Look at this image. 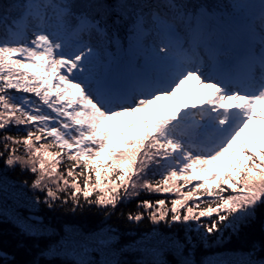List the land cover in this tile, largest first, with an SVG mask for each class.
Here are the masks:
<instances>
[{"label": "snow or ice", "instance_id": "obj_1", "mask_svg": "<svg viewBox=\"0 0 264 264\" xmlns=\"http://www.w3.org/2000/svg\"><path fill=\"white\" fill-rule=\"evenodd\" d=\"M0 165V264H264V0H0Z\"/></svg>", "mask_w": 264, "mask_h": 264}, {"label": "trees", "instance_id": "obj_2", "mask_svg": "<svg viewBox=\"0 0 264 264\" xmlns=\"http://www.w3.org/2000/svg\"><path fill=\"white\" fill-rule=\"evenodd\" d=\"M0 167H2V165H0ZM10 178L13 180L18 179V176L16 174H10ZM170 195V194H169ZM148 197H142V199H147ZM133 208H135V204L132 205ZM89 222L91 223H97L98 221L96 219L93 218H89ZM119 227H121L122 229L124 228V225H119ZM9 231V226L6 225H0V233H4L7 234ZM240 247V244L238 242H233L232 244L228 245L227 247H221L219 249H217L218 252L220 251H227V252H232L234 250H237ZM216 249H212V250H204L203 254L204 255H208L210 253H214Z\"/></svg>", "mask_w": 264, "mask_h": 264}, {"label": "rangeland", "instance_id": "obj_3", "mask_svg": "<svg viewBox=\"0 0 264 264\" xmlns=\"http://www.w3.org/2000/svg\"><path fill=\"white\" fill-rule=\"evenodd\" d=\"M166 103L171 104L173 102H166ZM228 253H230V252H227V251H220V252H218L217 249H216L214 253H210V254H208V256L217 255V254L227 255Z\"/></svg>", "mask_w": 264, "mask_h": 264}]
</instances>
